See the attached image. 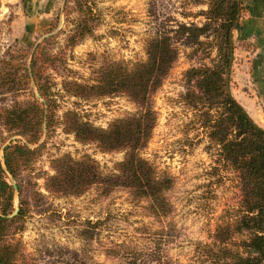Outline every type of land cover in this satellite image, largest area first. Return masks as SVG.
<instances>
[{
  "label": "trees",
  "instance_id": "16d2710c",
  "mask_svg": "<svg viewBox=\"0 0 264 264\" xmlns=\"http://www.w3.org/2000/svg\"><path fill=\"white\" fill-rule=\"evenodd\" d=\"M193 1L206 5L207 10L184 16H202V25L177 21L160 25L146 41L145 61H107L84 83L62 76L63 88L58 93L53 90L57 84L48 72L57 70L56 61L60 59L55 55L47 57L46 53L48 41L54 36L36 48L30 63L6 57L0 60V95L19 94L34 82L40 98L26 104L15 102L10 108L0 107V127L10 137H22L6 146L3 156L0 155V264H20L21 244L16 235L25 231L32 212L21 176L41 157L40 140L57 124L63 126L66 134H73L78 143L95 146L103 154L124 153V159L111 170H104L90 154L56 158L51 164L54 173L44 174L47 193L53 198L67 199L95 192L96 201H109L125 194L128 203L141 207L143 214L153 218L161 229H139L145 248L113 243L106 250L107 257L127 264H180L168 253L169 244H174L178 234L172 202L178 179L145 158L144 153L159 121L155 98L180 58L182 47L191 49L186 54L188 58L201 54L203 61L183 73L185 92L180 94L179 102L193 113V118L184 127L182 146L193 148L201 134L191 138L192 132L202 133L208 142L206 149L214 159L209 179H219L216 183H220L225 172L235 173L241 198L235 215L224 217L210 236L211 243L201 246L202 255L209 264H264V128L253 121L233 95V34L245 12L244 0ZM67 2L75 3L73 11L78 14L69 20L73 27L68 34V46L73 47L89 36L96 37L95 31L104 18L95 0ZM12 50L9 48L6 55L10 57ZM58 97L84 101L120 97L135 111L127 112L103 129L84 122L76 110H68L59 121ZM9 175L13 184L8 181ZM16 192L20 203L15 214ZM31 197L38 213L49 212L50 209H39L45 200L43 193L33 190ZM101 224L99 221L90 226L95 229ZM91 235L85 237L93 239L94 233Z\"/></svg>",
  "mask_w": 264,
  "mask_h": 264
},
{
  "label": "rangeland",
  "instance_id": "374dc122",
  "mask_svg": "<svg viewBox=\"0 0 264 264\" xmlns=\"http://www.w3.org/2000/svg\"><path fill=\"white\" fill-rule=\"evenodd\" d=\"M27 1L0 0V60L6 57L14 62L21 60L30 63L36 48L54 36L48 41L46 53L47 57L55 55L60 59L55 60L57 70L49 69L48 72L57 84L53 87L55 93L62 90L64 77L80 83L90 81L94 70L107 61H145V44L151 32L160 25L173 24V21L202 25L204 17L185 18L184 15L207 10L206 5L194 4L193 0H95L104 18L95 31L96 37L89 36L69 47L67 39L73 27L69 20L78 16L73 11L75 3L59 1L47 24L42 20L29 22L32 14L25 10ZM243 4L245 12L242 18H245L248 12L246 0ZM234 42L233 67L237 57L240 58L239 48L243 46L245 51V45H248H239L235 38ZM11 47L13 50L9 52V57L6 54ZM181 50L180 58L155 98L159 121L144 157L178 179L172 196L176 208L173 220L177 224L178 234L174 244H169L170 258L180 264H209L205 262L201 246L211 243L210 236L224 222V217L228 219L235 215L241 198L235 173L225 172L222 175L224 180L220 183H216L219 179H209L214 159L206 149L208 142L202 133L192 132L191 138L201 134L199 141L193 143V148L182 146L184 127L193 118V113L179 102L180 94L185 92L183 73L191 67L200 66L203 61L201 54L188 58L186 54L191 49L182 47ZM216 54L214 52L213 57ZM250 57L243 56L248 63ZM233 71L235 69L232 70V78ZM236 83L233 78L234 88ZM38 94L35 83L31 82L19 94L0 95V107L10 108L15 102H32L40 99ZM57 104L59 121L68 110H76L84 122L103 129L127 112L135 111L126 99L120 97L91 101L58 97ZM10 136L0 127L1 157L6 146L22 140L20 136ZM39 145L43 146L41 157L29 172L25 171L21 176L24 195L32 206V212L27 218L25 231L16 235V240L21 244L20 264H127L110 260L106 250L113 243L145 248L146 242L139 229L147 228L152 232L161 229L153 218L143 214L141 207L128 203L125 194H118L109 201H96L95 192L81 198L58 199L45 190L44 174L54 173L51 164L56 158L64 155L80 158L90 154L104 170H111L124 159V153L103 154L95 146L82 145L73 134H66L59 124L46 132ZM8 181L13 184L10 175ZM33 190L45 195L39 209H50L49 212L40 214L36 211V202L31 197ZM19 203L20 197L16 192L14 207L18 208ZM99 221L102 224L98 228L90 226ZM92 232L93 239L85 237L92 236Z\"/></svg>",
  "mask_w": 264,
  "mask_h": 264
},
{
  "label": "crops",
  "instance_id": "0c3cea01",
  "mask_svg": "<svg viewBox=\"0 0 264 264\" xmlns=\"http://www.w3.org/2000/svg\"><path fill=\"white\" fill-rule=\"evenodd\" d=\"M61 0H29V22L42 20L49 24L50 16ZM248 12L234 31L237 43L248 44L239 48L233 69L236 86L233 95L253 121L264 128V0H246ZM28 22V24H29ZM251 55L248 63L243 56Z\"/></svg>",
  "mask_w": 264,
  "mask_h": 264
},
{
  "label": "water",
  "instance_id": "95a60500",
  "mask_svg": "<svg viewBox=\"0 0 264 264\" xmlns=\"http://www.w3.org/2000/svg\"><path fill=\"white\" fill-rule=\"evenodd\" d=\"M15 187H17L16 185H15ZM18 212V208H17V210H16V212H15V214Z\"/></svg>",
  "mask_w": 264,
  "mask_h": 264
}]
</instances>
